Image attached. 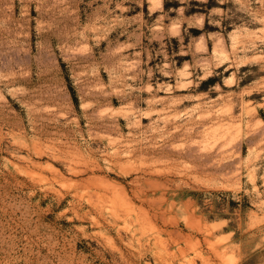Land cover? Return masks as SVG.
<instances>
[{"label":"rangeland","instance_id":"1","mask_svg":"<svg viewBox=\"0 0 264 264\" xmlns=\"http://www.w3.org/2000/svg\"><path fill=\"white\" fill-rule=\"evenodd\" d=\"M0 264H264V0H0Z\"/></svg>","mask_w":264,"mask_h":264},{"label":"bare ground","instance_id":"2","mask_svg":"<svg viewBox=\"0 0 264 264\" xmlns=\"http://www.w3.org/2000/svg\"><path fill=\"white\" fill-rule=\"evenodd\" d=\"M149 1H151V0H149ZM158 1H159V0H158ZM160 1H161V0H160ZM160 3H161V2H160ZM157 5H158V4H157ZM156 7H157V6H156ZM203 44H204V43H203ZM216 47H217V46H216ZM219 48H220V47H219ZM219 48H218V49H219ZM217 51H218V50H217Z\"/></svg>","mask_w":264,"mask_h":264}]
</instances>
